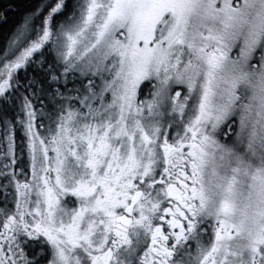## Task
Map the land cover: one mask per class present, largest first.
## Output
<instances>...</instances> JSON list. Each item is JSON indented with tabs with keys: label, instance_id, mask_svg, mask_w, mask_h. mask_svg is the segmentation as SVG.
<instances>
[{
	"label": "snow or ice",
	"instance_id": "6c2138e0",
	"mask_svg": "<svg viewBox=\"0 0 264 264\" xmlns=\"http://www.w3.org/2000/svg\"><path fill=\"white\" fill-rule=\"evenodd\" d=\"M0 264H264V0H32L0 43Z\"/></svg>",
	"mask_w": 264,
	"mask_h": 264
},
{
	"label": "trees",
	"instance_id": "16d2710c",
	"mask_svg": "<svg viewBox=\"0 0 264 264\" xmlns=\"http://www.w3.org/2000/svg\"><path fill=\"white\" fill-rule=\"evenodd\" d=\"M0 2L7 4L12 3L18 9V11L8 13L9 23L8 25L0 28V43L3 42L4 36L8 33L9 29L20 20L21 14L29 7L32 0H0Z\"/></svg>",
	"mask_w": 264,
	"mask_h": 264
}]
</instances>
